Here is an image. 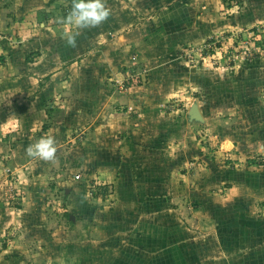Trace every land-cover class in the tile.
<instances>
[{"label":"rangeland","instance_id":"1","mask_svg":"<svg viewBox=\"0 0 264 264\" xmlns=\"http://www.w3.org/2000/svg\"><path fill=\"white\" fill-rule=\"evenodd\" d=\"M137 2L0 0V264H264V0Z\"/></svg>","mask_w":264,"mask_h":264},{"label":"clouds","instance_id":"2","mask_svg":"<svg viewBox=\"0 0 264 264\" xmlns=\"http://www.w3.org/2000/svg\"><path fill=\"white\" fill-rule=\"evenodd\" d=\"M111 15L107 0H72L71 11L62 23L74 25L77 31L66 34V43L76 47L77 36L80 30L96 28L105 23ZM58 143L54 136L41 137L37 142L28 146L26 154L43 161H55L57 158Z\"/></svg>","mask_w":264,"mask_h":264},{"label":"built area","instance_id":"3","mask_svg":"<svg viewBox=\"0 0 264 264\" xmlns=\"http://www.w3.org/2000/svg\"><path fill=\"white\" fill-rule=\"evenodd\" d=\"M66 11H67V13H69L71 11V9L67 8Z\"/></svg>","mask_w":264,"mask_h":264},{"label":"crops","instance_id":"4","mask_svg":"<svg viewBox=\"0 0 264 264\" xmlns=\"http://www.w3.org/2000/svg\"><path fill=\"white\" fill-rule=\"evenodd\" d=\"M137 3H139V0H138V2H137ZM138 8H139V7H136L135 9H136V10H139Z\"/></svg>","mask_w":264,"mask_h":264}]
</instances>
